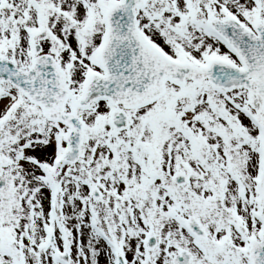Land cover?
Returning <instances> with one entry per match:
<instances>
[{"label": "snow or ice", "instance_id": "obj_1", "mask_svg": "<svg viewBox=\"0 0 264 264\" xmlns=\"http://www.w3.org/2000/svg\"><path fill=\"white\" fill-rule=\"evenodd\" d=\"M0 264H264V0H0Z\"/></svg>", "mask_w": 264, "mask_h": 264}]
</instances>
